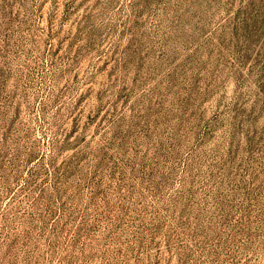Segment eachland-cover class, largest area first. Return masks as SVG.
<instances>
[{"label": "rangeland", "instance_id": "1", "mask_svg": "<svg viewBox=\"0 0 264 264\" xmlns=\"http://www.w3.org/2000/svg\"><path fill=\"white\" fill-rule=\"evenodd\" d=\"M0 264H264V0H0Z\"/></svg>", "mask_w": 264, "mask_h": 264}]
</instances>
